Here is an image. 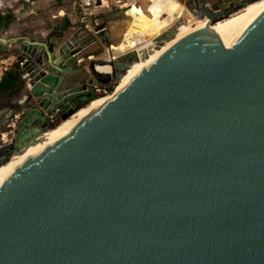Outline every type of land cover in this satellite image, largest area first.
Returning <instances> with one entry per match:
<instances>
[{
    "label": "water",
    "instance_id": "1",
    "mask_svg": "<svg viewBox=\"0 0 264 264\" xmlns=\"http://www.w3.org/2000/svg\"><path fill=\"white\" fill-rule=\"evenodd\" d=\"M207 1H193L205 29L4 180L0 264H264V13L220 42L208 28L257 0L221 13ZM120 35L72 26L21 40L29 80L0 128L21 113L0 166L49 131L50 114L65 121L118 83L135 53L76 61L98 42L115 56Z\"/></svg>",
    "mask_w": 264,
    "mask_h": 264
},
{
    "label": "bare ground",
    "instance_id": "2",
    "mask_svg": "<svg viewBox=\"0 0 264 264\" xmlns=\"http://www.w3.org/2000/svg\"><path fill=\"white\" fill-rule=\"evenodd\" d=\"M161 3L162 4L159 9H163L164 7H166V5H170L169 8L172 7L170 3L167 2L165 4L164 2ZM174 3L179 5V3L175 0ZM135 9L136 8L132 10L131 14L135 12ZM166 9H167L166 11L170 10L168 8ZM181 11H182L181 13L182 17H184L186 14L185 12L186 10L183 6L181 7ZM263 13H264V0H257L252 4L247 5L246 7L240 9L236 13H233L229 17L214 23L213 25L210 26V28H208V32L215 34L218 37L219 41L222 42L223 40L229 38L230 36L250 26ZM128 15H130V12L126 11L122 13L121 17L127 18ZM167 15L170 17L172 14H167ZM188 15L190 14L188 13ZM59 16L60 17L63 16V13H60ZM175 19L176 17H173L172 20ZM192 19L194 18L192 17ZM129 21L133 22L131 29L123 32L127 34L129 33L132 34L131 36H126L125 38H123V40L121 39L115 47H112L115 56L120 54L119 49L126 48L125 43L127 44V47L133 46V41L128 40L127 39L128 37L129 39H132L134 35V38H136L135 47H134L135 49L144 44L142 43L143 42L141 40L142 38L148 40H154L157 38V36L165 32L162 29L154 32L156 29H158L163 25L164 22H161V20L155 22L153 25L144 24V23L142 24L141 22H138L135 19H131ZM207 24H208V20L198 21L194 19V21L192 22L189 21L184 25L177 27V31L173 39L165 42L161 47H158L155 50L152 49L153 51L150 50L149 59L145 61L137 60L136 62L132 63V65L128 68L124 76L120 78V80L116 84L113 93L97 98L96 100L91 102L87 107L79 110L69 119L60 122L54 129L44 133L36 144H33L29 148L22 151L20 154L14 155L7 163L0 166V186L3 184L4 180L8 176L12 175L15 171H17L20 167H22V165H24L25 163L36 157L38 154L47 150L51 145L58 142L60 139L64 138L66 135H68V133H70L75 127H77L86 117L91 115L101 106H103L104 103L112 99L113 95H115L116 93L121 91L124 87H126V85L130 83L140 72H142L150 65L154 64L162 55H164L172 47L181 43V41L205 29ZM120 34H122V32ZM126 39L127 41L124 42ZM108 67L109 66L107 65H96L95 70L98 73L107 74L109 73V68H110Z\"/></svg>",
    "mask_w": 264,
    "mask_h": 264
},
{
    "label": "built area",
    "instance_id": "3",
    "mask_svg": "<svg viewBox=\"0 0 264 264\" xmlns=\"http://www.w3.org/2000/svg\"><path fill=\"white\" fill-rule=\"evenodd\" d=\"M150 0H71L70 2V11L71 15L67 14L63 9H59L55 15L52 16V19H63L64 17H67L68 20L71 22L72 26H78L79 28L84 29L87 31L90 35L93 37H97L98 34L103 33L104 36L108 39L109 42V33H108V24L115 22V21H120L124 22V20L129 21L131 20V12L134 8H137L146 15L148 14V6L150 4ZM177 1L181 6L185 8V10L196 20L202 21L199 19L198 15L201 14L200 6L198 4V9L194 5V3L189 0H175ZM245 1V0H243ZM69 0H63L62 1V7H65L64 5H68ZM34 4V0H0V15H11L14 16V14L18 13L19 9L26 7V6H31ZM130 12V15L127 18H123L120 16L119 19H111L109 15H114L116 13H123V12ZM60 13H63V16H59ZM196 14V15H194ZM105 18H108V21H105ZM161 22H166L170 24L171 20L170 17L167 14H162L160 18ZM203 20H206L204 17ZM187 23L185 21L184 17H178V19L175 21V23H172L170 27L166 29L165 32H163L161 35H159L157 38L162 37L165 33L169 32L171 29L174 27H179ZM177 31V28H176ZM121 38H125L127 36V33L122 32L120 35ZM3 37V36H2ZM1 37V38H2ZM0 38V39H1ZM45 38V36H44ZM3 39V38H2ZM128 40L133 41V46L132 47H127V44L125 43V47L123 48L124 51H122L119 55L112 56L110 54V51L108 48L104 46V44L100 43V47L103 50V52L106 55V59L104 61L110 62L116 59V57L119 56H128L133 53L136 54L137 59L140 61H145L149 59V51L157 49V44L155 43L154 40H148L142 38L141 40L144 43L142 46H139L134 49L135 47V40L136 38L129 39ZM127 39L124 41L126 42ZM98 41V39H97ZM104 47V48H103ZM55 50V49H54ZM8 64H2L1 66V72L3 74L7 73L9 71L10 67H13L18 73L20 80L23 82H27L29 79V73L24 70V66L27 62L26 59H17V55L12 57ZM90 61H96L94 58V55H91L89 57H86L84 59H80L76 61V65L81 66L84 64H87ZM110 74V72L108 73ZM114 83H110L112 86ZM106 88L101 86H98L95 95H108ZM49 126H55L56 123L59 120L58 116L56 114H50L49 116ZM19 118L17 116H14V120H12L7 128L13 129L15 127V122H17ZM9 137V138H7ZM13 133L12 131H9L6 134H0V147L7 145L10 143L12 140Z\"/></svg>",
    "mask_w": 264,
    "mask_h": 264
},
{
    "label": "rangeland",
    "instance_id": "4",
    "mask_svg": "<svg viewBox=\"0 0 264 264\" xmlns=\"http://www.w3.org/2000/svg\"><path fill=\"white\" fill-rule=\"evenodd\" d=\"M56 1L57 0H34V4L32 6H28L24 8V10L20 11L18 14H14V19H12L8 27L5 30H3L2 33H0V35L2 34L4 35L5 34L4 32H7L5 37L13 40L11 42L12 44L11 51L3 54L16 56L18 54L17 48L19 43L21 42V39L24 38L26 40L34 42L39 39H44V36L46 37L49 33H52L53 31L60 29V26L63 23V19L54 20L52 19V16L55 15L59 9H63L66 13H69L70 12L69 6L71 0H69L68 5L67 4L64 5L65 7L63 8H61V6L63 5L57 4ZM165 1L167 0H155V3L154 1L152 2L154 3V5L156 4L158 8H160L162 4L161 2H165ZM168 2H170V4L172 5V0H168ZM209 2L210 5H212V7L215 6V8L224 10L229 8V6H227L229 2L232 3V5L233 4L235 5L237 3L243 2V0H210ZM169 6L170 5H166V8H168ZM174 7L172 5V7H170L171 10H168L167 12L173 14V12L176 9ZM181 7L182 6L179 4L178 6L179 10L176 15V20L178 19V17H182ZM148 9L150 10V12H147L148 13L147 15L143 11L139 10L137 13L131 14L132 15L131 19H135L136 21L141 22L142 24L143 23L147 24L154 17H158L161 13V10L157 8H153L152 4L148 6ZM163 10H167V9L164 8ZM219 20H222V18ZM127 22L128 21L124 20V22L115 21L108 24L109 40L112 43H115L119 40V36L117 35L118 32L121 33V31L123 32V29L125 28L127 29V25H128ZM129 24L132 25L133 22H130ZM128 30L129 29H127L126 31ZM131 34L132 33H129L127 34V36H131ZM116 45H112V47H115ZM94 58L95 60L104 61L107 57L103 52V50L101 49L96 53H94ZM111 87H112L111 93H113L116 84H113ZM19 120L20 118L17 120V122ZM17 122H15V125L17 124ZM58 124H56V126ZM13 129L10 128L8 129L6 127L1 134L3 133L6 134L9 131H12L13 133Z\"/></svg>",
    "mask_w": 264,
    "mask_h": 264
},
{
    "label": "crops",
    "instance_id": "5",
    "mask_svg": "<svg viewBox=\"0 0 264 264\" xmlns=\"http://www.w3.org/2000/svg\"><path fill=\"white\" fill-rule=\"evenodd\" d=\"M201 0H199V2H200ZM170 3V2H168V0L167 1H165L164 2V4L165 3ZM207 4V6H211L212 7V5H210V2H207L206 3ZM172 5H173V7L174 8H176L177 7V4L176 3H174V0H172ZM32 6V5H31ZM26 7H28V6H26ZM26 7H23V8H21V9H19V11H18V13L20 12V11H22V10H24V8H26ZM62 7V6H61ZM215 7V6H214ZM174 8H172V9H174ZM18 13H16V14H18ZM67 14H69V15H71V11L69 12V13H67ZM12 18L14 19V16H12ZM65 18V17H64ZM63 18V19H64ZM67 18V17H66ZM68 19V18H67ZM130 23V21H128L127 22V29H131V27H132V25L131 24H129ZM126 29V30H127ZM126 30H124V31H126ZM2 33V32H1ZM5 34L3 35H0V63H3V64H8L10 61V59L12 58V57H14L13 55H5V54H3V53H8V52H10L11 51V42L13 41V40H11L10 38H6L5 37V35L7 34V32H4ZM24 39V38H23ZM23 39H21V40H23ZM24 40H26V39H24ZM26 41H28V42H31V41H29V40H26ZM35 42V41H34ZM32 43V42H31ZM3 55V56H2ZM1 66H2V64H0V83H1V81H2V79H3V77L5 76L6 77V75L8 74V73H5V74H3L2 72H1ZM12 70H15L13 67H10L9 68V71H12ZM8 71V72H9ZM21 82L22 81H20V84H21ZM20 84L18 83V85L14 88V89H12L9 93H7L6 95H4L1 99H0V128L3 126V124L5 123V121H6V119H7V115L11 112V111H13L14 109H16L17 108V104H19V103H21L22 102V99H23V97H22V95L19 93V89H20ZM17 117H21V113L19 114V116H17ZM8 126V125H7ZM6 126V127H7Z\"/></svg>",
    "mask_w": 264,
    "mask_h": 264
},
{
    "label": "trees",
    "instance_id": "6",
    "mask_svg": "<svg viewBox=\"0 0 264 264\" xmlns=\"http://www.w3.org/2000/svg\"><path fill=\"white\" fill-rule=\"evenodd\" d=\"M62 1L63 0H57L56 2H57V4L61 5ZM216 9L217 8H215L214 10H216ZM12 19L13 18L11 15H4V16L0 15V33L8 27V25ZM71 27H72L71 22L65 17L63 19L62 25L60 26V29L67 30ZM7 73L10 74L11 78L9 79V78H6L5 76L3 77V79L0 83V99L4 95L9 93L12 89H14L18 85V83L20 84V81H21L20 77H19V73L16 70H12V71H9ZM100 86H101V88L102 87L106 88L107 93H109V94L111 93L112 87L110 84L100 85ZM97 97L98 98L102 97V95H98ZM59 122H61V121H58L56 124H58ZM55 127H56V125L55 126H49V130L54 129Z\"/></svg>",
    "mask_w": 264,
    "mask_h": 264
},
{
    "label": "flooded vegetation",
    "instance_id": "7",
    "mask_svg": "<svg viewBox=\"0 0 264 264\" xmlns=\"http://www.w3.org/2000/svg\"><path fill=\"white\" fill-rule=\"evenodd\" d=\"M153 0H150L149 2H150V4L149 5H153V8H157V9H159L158 8V6L155 4L154 5V3H155V1H154V3L152 2ZM190 2L192 1H194V0H189ZM202 1V0H201ZM201 1L199 2V0H198V2L199 3H201ZM210 0H208L207 2H209ZM246 1V0H245ZM178 6L179 5H177V7H176V9H175V11L173 12V14L170 16V24H168V23H166V22H164L163 23V25L161 26V27H159L158 29H156L154 32H156V31H158V30H160V29H162L163 31H166V29L168 28V27H170V25L172 24V23H175V21H176V19L175 20H172L173 19V17H176V15H177V13H178V10H179V8H178ZM227 6H229V8H227V9H224V10H222V9H219V8H217L216 10H214L215 8L214 7H209L208 6V9H209V11H211V12H225V11H227L228 9H231L233 6H234V4L232 5V3H228L227 4ZM165 9H166V7H164ZM163 8V9H164ZM163 9H159V10H161V13H160V15L158 16V17H154L151 21H149V23H147V24H149V25H153L155 22H158L159 20H160V18H161V15L162 14H170V13H168L166 10H163ZM168 9H170L169 7H168ZM171 10V9H170ZM139 11V9H135V12L134 13H137ZM148 12H150V10L148 11ZM186 12V14H185V16H184V18H185V21L186 22H189V21H194V19H192V17L190 16V15H188V12L187 11H185ZM184 13V12H183ZM133 14V13H132ZM182 15V14H181ZM125 16H127V15H125ZM124 16V17H125ZM129 16V15H128ZM190 18V19H189ZM62 30V29H61ZM124 30H126V28L125 29H123V31ZM122 32V31H121ZM119 32L117 33V35L119 36ZM158 37V36H157ZM165 45H167V44H165ZM18 53V52H17ZM19 54V53H18ZM18 54H17V56H18ZM109 68V67H108ZM109 72H110V68H109ZM108 74V73H107Z\"/></svg>",
    "mask_w": 264,
    "mask_h": 264
}]
</instances>
